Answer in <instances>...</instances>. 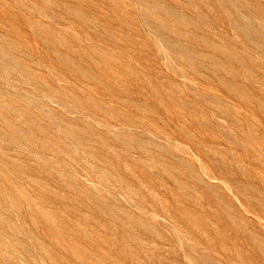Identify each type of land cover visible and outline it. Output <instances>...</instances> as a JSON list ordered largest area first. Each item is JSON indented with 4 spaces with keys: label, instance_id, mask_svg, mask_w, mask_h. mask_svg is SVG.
Returning <instances> with one entry per match:
<instances>
[{
    "label": "rangeland",
    "instance_id": "374dc122",
    "mask_svg": "<svg viewBox=\"0 0 264 264\" xmlns=\"http://www.w3.org/2000/svg\"><path fill=\"white\" fill-rule=\"evenodd\" d=\"M0 264H264V0H0Z\"/></svg>",
    "mask_w": 264,
    "mask_h": 264
}]
</instances>
